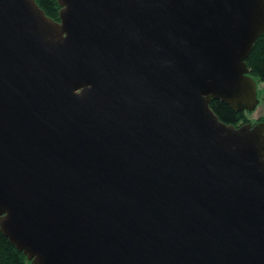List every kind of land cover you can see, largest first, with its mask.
<instances>
[{"label": "water", "instance_id": "water-1", "mask_svg": "<svg viewBox=\"0 0 264 264\" xmlns=\"http://www.w3.org/2000/svg\"><path fill=\"white\" fill-rule=\"evenodd\" d=\"M0 0V232L30 264H264V0Z\"/></svg>", "mask_w": 264, "mask_h": 264}, {"label": "trees", "instance_id": "trees-1", "mask_svg": "<svg viewBox=\"0 0 264 264\" xmlns=\"http://www.w3.org/2000/svg\"><path fill=\"white\" fill-rule=\"evenodd\" d=\"M38 7L45 15L56 21H59V7L55 0H35ZM250 75L254 77L257 83L264 84V35L255 43L250 55L246 59ZM210 108L218 119L227 125L241 126L248 123L245 118V112H234L223 102L212 100ZM0 264H30L26 257L19 252L0 232Z\"/></svg>", "mask_w": 264, "mask_h": 264}, {"label": "rangeland", "instance_id": "rangeland-1", "mask_svg": "<svg viewBox=\"0 0 264 264\" xmlns=\"http://www.w3.org/2000/svg\"><path fill=\"white\" fill-rule=\"evenodd\" d=\"M53 21H56L53 19ZM257 86L261 89V96L259 99L260 105H258L255 109V111L248 115L246 112L244 113L245 118L248 120V122H252V124H257L259 122H264V84L263 83H257Z\"/></svg>", "mask_w": 264, "mask_h": 264}, {"label": "flooded vegetation", "instance_id": "flooded-vegetation-1", "mask_svg": "<svg viewBox=\"0 0 264 264\" xmlns=\"http://www.w3.org/2000/svg\"><path fill=\"white\" fill-rule=\"evenodd\" d=\"M252 125H254V124H252Z\"/></svg>", "mask_w": 264, "mask_h": 264}]
</instances>
